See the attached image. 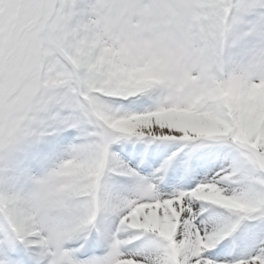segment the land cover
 Segmentation results:
<instances>
[{"label": "snow or ice", "instance_id": "snow-or-ice-1", "mask_svg": "<svg viewBox=\"0 0 264 264\" xmlns=\"http://www.w3.org/2000/svg\"><path fill=\"white\" fill-rule=\"evenodd\" d=\"M0 264H264V0H0Z\"/></svg>", "mask_w": 264, "mask_h": 264}]
</instances>
